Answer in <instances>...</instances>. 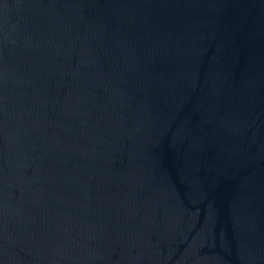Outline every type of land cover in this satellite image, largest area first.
Segmentation results:
<instances>
[{
	"label": "water",
	"instance_id": "95a60500",
	"mask_svg": "<svg viewBox=\"0 0 264 264\" xmlns=\"http://www.w3.org/2000/svg\"><path fill=\"white\" fill-rule=\"evenodd\" d=\"M0 264H264V0H0Z\"/></svg>",
	"mask_w": 264,
	"mask_h": 264
}]
</instances>
